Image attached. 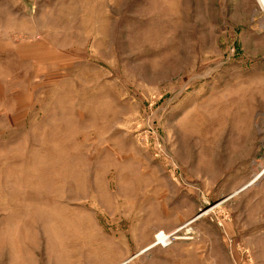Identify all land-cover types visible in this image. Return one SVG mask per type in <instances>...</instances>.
<instances>
[{
    "label": "rangeland",
    "instance_id": "rangeland-1",
    "mask_svg": "<svg viewBox=\"0 0 264 264\" xmlns=\"http://www.w3.org/2000/svg\"><path fill=\"white\" fill-rule=\"evenodd\" d=\"M0 264H264L257 0H0Z\"/></svg>",
    "mask_w": 264,
    "mask_h": 264
},
{
    "label": "bare ground",
    "instance_id": "bare-ground-1",
    "mask_svg": "<svg viewBox=\"0 0 264 264\" xmlns=\"http://www.w3.org/2000/svg\"><path fill=\"white\" fill-rule=\"evenodd\" d=\"M257 2H258V5H259L260 10L264 12V0H257ZM169 239H170L169 236H166L164 234L159 236V240L162 243H164V244L168 243L169 242Z\"/></svg>",
    "mask_w": 264,
    "mask_h": 264
}]
</instances>
